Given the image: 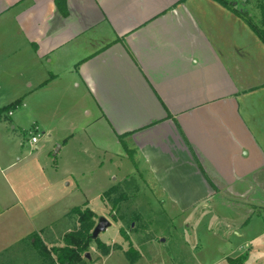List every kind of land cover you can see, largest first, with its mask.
<instances>
[{
  "label": "crops",
  "instance_id": "0c3cea01",
  "mask_svg": "<svg viewBox=\"0 0 264 264\" xmlns=\"http://www.w3.org/2000/svg\"><path fill=\"white\" fill-rule=\"evenodd\" d=\"M251 31L215 0H65L64 13L55 0H0V58L38 66L41 102L93 106L84 128L99 149L142 162L140 183L181 213L228 210L226 228L245 223L249 198L264 204V78L253 70L264 50ZM38 124L48 141L61 128Z\"/></svg>",
  "mask_w": 264,
  "mask_h": 264
},
{
  "label": "rangeland",
  "instance_id": "374dc122",
  "mask_svg": "<svg viewBox=\"0 0 264 264\" xmlns=\"http://www.w3.org/2000/svg\"><path fill=\"white\" fill-rule=\"evenodd\" d=\"M254 37L251 43L257 41L264 50ZM18 53L15 56L21 58ZM13 57L6 61L0 58V107L22 98V107L13 113V122H0V264H51V259L41 253L63 245L62 238L74 228L75 221L67 218L66 212L84 203L95 213L96 223L101 217L110 221L98 238L121 247L113 250L108 262L95 264H227L224 255L235 258L240 253L248 256L243 264H264V212L259 216L257 211L264 204L260 200H247L251 210L243 213L245 223L236 228H226L232 214L228 216L231 212L221 208L201 215L198 211L181 213L156 189L152 191L142 162L138 161L136 167L129 158L121 161L96 146L100 138L84 128L94 121L93 106L41 102L38 66L22 63L23 70H18L8 61ZM259 68L253 70L264 78V68ZM31 89L34 91L27 94ZM38 119L47 128L61 127L51 141ZM70 122L73 129L66 133L65 125ZM32 136L36 144H31ZM62 142L64 147L54 155ZM12 160L17 165H8ZM112 186L117 193L111 197L119 192L126 196L114 207L110 200L101 199ZM254 196L261 195L256 190ZM138 211L142 214L137 215ZM120 228L137 252L134 262L125 255L129 242L119 233ZM35 236L41 241L38 248L31 244ZM86 253L89 256H82L84 264H93L101 256L95 241Z\"/></svg>",
  "mask_w": 264,
  "mask_h": 264
},
{
  "label": "trees",
  "instance_id": "16d2710c",
  "mask_svg": "<svg viewBox=\"0 0 264 264\" xmlns=\"http://www.w3.org/2000/svg\"><path fill=\"white\" fill-rule=\"evenodd\" d=\"M222 6L231 9L237 16L243 18L252 31L258 35L264 43V0H215ZM239 1V3H235ZM249 3L254 4L255 10L249 6ZM58 10L65 12V0H55ZM236 6V7H235ZM22 107V98L0 107V122L12 123V114ZM117 193L115 186L110 187L103 192L101 199L105 202L110 200L114 206L125 200L126 196L123 192H119L115 197L112 194ZM69 219H75L74 228L67 231L62 238V246H53L49 251L42 252V256L51 259V264H84L82 256L88 250L91 242L95 241L96 249L101 256L107 255L114 249H120V245L112 246L102 242L98 237H91L92 230L95 226V213L88 207L87 203L82 206L72 207L65 215ZM119 233L129 242V248L125 251V255L130 262L137 259V252L130 244V238L123 228L119 229ZM35 241L31 244L34 248H38L41 244L39 238L34 237ZM44 245V244H42ZM45 246V245H44ZM40 247V246H39ZM45 248V247H44ZM41 251V250H40ZM132 254V255H131ZM246 259V254L236 258H228V264H243Z\"/></svg>",
  "mask_w": 264,
  "mask_h": 264
},
{
  "label": "water",
  "instance_id": "95a60500",
  "mask_svg": "<svg viewBox=\"0 0 264 264\" xmlns=\"http://www.w3.org/2000/svg\"><path fill=\"white\" fill-rule=\"evenodd\" d=\"M58 148L59 145L56 146L55 151L53 153L54 155L57 153ZM109 225H110V221L108 219L103 217L99 218L92 230L91 237L93 239L97 238L99 233L101 231H105ZM85 256L88 257L89 256L88 253H85Z\"/></svg>",
  "mask_w": 264,
  "mask_h": 264
},
{
  "label": "built area",
  "instance_id": "2783aa9c",
  "mask_svg": "<svg viewBox=\"0 0 264 264\" xmlns=\"http://www.w3.org/2000/svg\"><path fill=\"white\" fill-rule=\"evenodd\" d=\"M36 141H37V140H36V137H35V136H32V137L30 138V142H31V143H36Z\"/></svg>",
  "mask_w": 264,
  "mask_h": 264
}]
</instances>
